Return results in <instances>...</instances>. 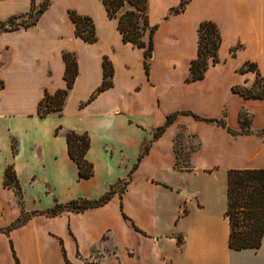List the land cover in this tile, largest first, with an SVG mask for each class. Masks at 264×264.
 <instances>
[{"label":"crops","instance_id":"obj_1","mask_svg":"<svg viewBox=\"0 0 264 264\" xmlns=\"http://www.w3.org/2000/svg\"><path fill=\"white\" fill-rule=\"evenodd\" d=\"M145 1L148 26L155 27L151 59L145 48L123 41L101 0H50L34 26L0 32V264H264V237L256 251L230 250L223 216L227 172L264 169V99L232 91L254 80V72L238 73L243 64L264 74V0ZM182 1L183 11L171 14ZM31 6L32 0H0V23ZM132 9L125 3L118 15ZM69 11L92 20L96 42L74 35ZM203 22L219 31V63L187 83ZM141 40L148 44V31ZM64 53L76 57V78L62 110L40 117L45 94L66 89ZM105 59L111 85L100 90ZM242 111L252 134H229L240 131ZM67 132L89 139V178L78 176ZM176 138L195 148L185 163L189 172L175 167ZM9 166L20 195L4 185ZM186 181L190 193L181 185ZM111 189L102 206L44 214ZM22 216L26 222L10 228Z\"/></svg>","mask_w":264,"mask_h":264},{"label":"trees","instance_id":"obj_2","mask_svg":"<svg viewBox=\"0 0 264 264\" xmlns=\"http://www.w3.org/2000/svg\"><path fill=\"white\" fill-rule=\"evenodd\" d=\"M109 18L117 19V28L122 35L124 42H129L139 48H145V56L152 51V36L155 27L148 26L147 20V4L145 0H101ZM128 3L133 9L126 11L122 15H118V11ZM50 0L36 6L32 0L31 10L27 14L10 17L6 22L0 23V32H11L26 29L36 24L39 17L47 9ZM186 1H182L178 8L171 11V14H177L183 11ZM142 16V24L139 19ZM69 19L73 24V31L76 37L81 38L85 42H96L94 25L89 17L80 16L74 11L68 12ZM16 23V21H18ZM148 31L149 41L145 45L141 38ZM221 45L219 31L215 24L211 22H203L198 27V46L197 57L191 61L189 66V74L186 82H193L203 78L206 70L210 65L219 63L217 51ZM63 61L65 63L64 80L66 81V89L56 91L53 95L45 94L44 98L38 104V115L45 117L51 113H59L62 110L65 97L71 88L76 75L77 65L74 54L64 53ZM103 67V82L100 90L106 89L111 85L112 69L109 62L105 59ZM148 73V64H145ZM254 72L255 77L248 86L239 85L232 88L236 93L244 99L263 100L264 99V74H261L257 66L252 63L243 64L238 73L244 74ZM186 114V113H185ZM247 115L242 111L239 113L238 121L240 131L236 132L227 129L231 135H251L250 121L243 120V116ZM196 120L206 123L214 122L225 127L222 120H206L200 119L192 115ZM176 114L169 115L163 127L159 128L154 135L157 138L164 129L174 122ZM56 130V133H58ZM264 135V129L259 132ZM68 154L70 158L77 164L79 178H89L92 175V165L85 160V153L89 147V139L86 134L78 135L74 132H67L65 135ZM194 147H186L178 142L177 138L174 143V151L176 157L175 167L180 171L189 172L190 169L185 163L188 161L190 154L194 151ZM183 159V168L179 167ZM185 162V163H184ZM187 164V163H186ZM4 185L11 187L17 195H20V187L14 179L12 167H8L4 174ZM126 183H123L124 188ZM116 190L111 189L97 200H74L63 205H55L52 209L44 214L49 217L57 216L63 212L79 213L90 208L104 205L113 196ZM224 218L227 220L229 227L228 248L233 251L242 250H258L260 249L264 237V169H246V170H230L227 172L226 180V209ZM27 216H22L10 228H17L26 222ZM17 264V263H16Z\"/></svg>","mask_w":264,"mask_h":264},{"label":"rangeland","instance_id":"obj_3","mask_svg":"<svg viewBox=\"0 0 264 264\" xmlns=\"http://www.w3.org/2000/svg\"><path fill=\"white\" fill-rule=\"evenodd\" d=\"M142 16H143V13H141V16H140V19H139V23H140V25L142 24ZM17 22H19V20L18 21H16V23ZM250 116L247 114V115H245V116H243V120H245V121H250ZM187 145V144H186ZM191 145H193V144H191ZM183 159H184V157L182 158L181 157V161H182V164H183ZM185 163V162H184ZM183 187H184V189H185V191L187 192V193H190L191 192V186L193 185L192 183H190V182H185V183H182L181 184ZM210 188H211V190H212V193H213V195L215 196V197H217V198H219V189H218V185H217V183H212V184H210ZM175 199L174 198H172V199H170V203H172V204H174L175 203ZM215 213H217V211H215ZM261 261V260H260ZM262 262L264 263V253H263V257H262Z\"/></svg>","mask_w":264,"mask_h":264},{"label":"water","instance_id":"obj_4","mask_svg":"<svg viewBox=\"0 0 264 264\" xmlns=\"http://www.w3.org/2000/svg\"><path fill=\"white\" fill-rule=\"evenodd\" d=\"M147 59H151V54H148L147 55Z\"/></svg>","mask_w":264,"mask_h":264}]
</instances>
